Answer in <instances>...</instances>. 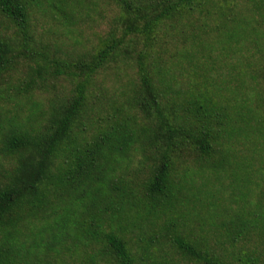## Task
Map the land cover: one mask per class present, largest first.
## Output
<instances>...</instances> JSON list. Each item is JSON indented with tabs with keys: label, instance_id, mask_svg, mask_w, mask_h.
<instances>
[{
	"label": "trees",
	"instance_id": "16d2710c",
	"mask_svg": "<svg viewBox=\"0 0 264 264\" xmlns=\"http://www.w3.org/2000/svg\"><path fill=\"white\" fill-rule=\"evenodd\" d=\"M0 264H264V0H0Z\"/></svg>",
	"mask_w": 264,
	"mask_h": 264
},
{
	"label": "rangeland",
	"instance_id": "374dc122",
	"mask_svg": "<svg viewBox=\"0 0 264 264\" xmlns=\"http://www.w3.org/2000/svg\"><path fill=\"white\" fill-rule=\"evenodd\" d=\"M111 17V14L108 12V10L103 11V14L99 16V14L94 16V21L89 23L86 26H83V28L81 30H79L81 33V37H82V46L84 48H90L91 44L94 43L97 35H99V33H103V29L106 28L107 23H108V19ZM201 25L200 21H194L193 22V26L189 28V31L191 30L192 33H198L199 32V26ZM49 26H44L43 25V29L42 31L46 32V36L49 38L48 41L50 43H55V42H63V44H58L59 46H61L62 50H73L75 49V45L72 44L71 41H66L65 40V35L63 34L62 30L59 28H55L53 27L51 31L47 32L46 29H48ZM51 28V27H50ZM55 41V42H54ZM79 48H82L81 45L78 46ZM168 52L171 54L173 53V50L169 48ZM107 82L105 84L109 85V81L111 80L110 77H108ZM39 92V91H38ZM43 96H39L40 100H46L45 95L42 93ZM38 100V98H36Z\"/></svg>",
	"mask_w": 264,
	"mask_h": 264
}]
</instances>
